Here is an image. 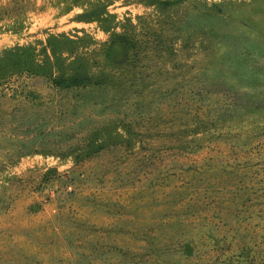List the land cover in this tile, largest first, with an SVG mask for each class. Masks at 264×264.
<instances>
[{"label": "rangeland", "instance_id": "obj_1", "mask_svg": "<svg viewBox=\"0 0 264 264\" xmlns=\"http://www.w3.org/2000/svg\"><path fill=\"white\" fill-rule=\"evenodd\" d=\"M0 264H264V0H0Z\"/></svg>", "mask_w": 264, "mask_h": 264}]
</instances>
